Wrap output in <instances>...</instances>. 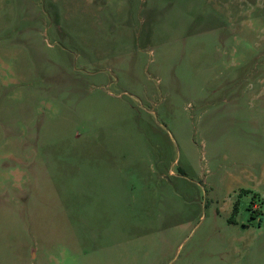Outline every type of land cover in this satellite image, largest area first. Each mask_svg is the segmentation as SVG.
I'll list each match as a JSON object with an SVG mask.
<instances>
[{
	"label": "rangeland",
	"instance_id": "1",
	"mask_svg": "<svg viewBox=\"0 0 264 264\" xmlns=\"http://www.w3.org/2000/svg\"><path fill=\"white\" fill-rule=\"evenodd\" d=\"M0 264H264V0H0Z\"/></svg>",
	"mask_w": 264,
	"mask_h": 264
}]
</instances>
